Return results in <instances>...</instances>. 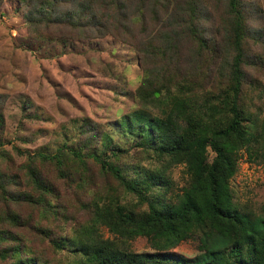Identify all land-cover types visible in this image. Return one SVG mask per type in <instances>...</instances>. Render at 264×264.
<instances>
[{"label": "trees", "instance_id": "1", "mask_svg": "<svg viewBox=\"0 0 264 264\" xmlns=\"http://www.w3.org/2000/svg\"><path fill=\"white\" fill-rule=\"evenodd\" d=\"M19 1L34 37L31 26L47 40L101 37L110 5L112 17L127 28L126 0H109L101 12L94 6L102 0ZM147 1V18L158 26L140 51L152 47L155 66L143 68L134 89L138 107L117 120L132 142L120 143L101 123L83 117L76 147L32 153L19 166L20 179L17 170L0 168V264H264V216L240 210L229 189L237 150L250 146L246 125L255 123L240 97L238 40L243 33L264 44V13L258 0H221L226 27L218 39L205 25L208 14L198 0ZM40 24L53 35L38 30ZM135 25L137 36H144L142 19ZM182 41L191 44L194 57L183 71L175 64ZM221 52L229 54L226 74L209 90ZM2 127L0 110V136ZM8 160L0 149V161ZM177 165L185 179L174 191L166 171ZM25 205L32 210L19 209ZM74 210L83 211L82 218ZM100 227L112 236L104 237ZM194 234L202 249L198 257L170 251ZM137 236L151 252L131 249Z\"/></svg>", "mask_w": 264, "mask_h": 264}, {"label": "rangeland", "instance_id": "2", "mask_svg": "<svg viewBox=\"0 0 264 264\" xmlns=\"http://www.w3.org/2000/svg\"><path fill=\"white\" fill-rule=\"evenodd\" d=\"M108 1L102 0L94 8L101 12ZM197 2L208 14L205 25L219 39L226 27L223 2ZM258 2L264 13V0ZM147 3V0L125 1L126 29L119 24L115 14L112 17L110 5L105 15L103 36L87 39L62 36L47 40L36 33L34 26L31 29L38 37L31 35L29 23L22 18L19 0H0V110L3 119L0 149L10 156L6 164L0 161V168L6 169L7 165L11 170H17L20 179L19 166L32 153H52L63 145L76 147L75 135L83 117L101 123L103 129L120 143L132 142L131 135L120 129L117 120L138 107L134 89L140 82L143 68L155 66L152 47L144 53L140 51L142 40L149 38L158 26L147 18ZM165 17L160 18L161 27ZM140 19L146 31L144 36H137L135 23ZM262 22L264 24V18ZM44 25L40 24L38 30L53 35ZM238 41L244 74L240 97L255 123L246 125L247 134L252 136L250 146L246 144L237 150L236 171L229 180V189L240 210L264 216V165L258 159L260 147H264V44L243 33ZM182 43L181 57L175 64L183 71L193 65L194 57L192 59L190 55L193 54L191 44ZM226 54L221 52L212 67L213 73L206 85L209 90L221 79L218 77L226 74L229 59ZM93 150L98 151L99 146ZM211 156L212 152L208 150V159ZM166 174L174 184V191H179L185 179L182 166L170 167ZM19 209L29 211L32 207L25 205ZM32 213L35 214V210ZM74 213L76 218H82L83 211L74 210ZM38 217L51 226L48 219ZM99 231L104 237L112 236L105 227H100ZM129 245L135 252L152 251L144 237L133 238ZM199 246V236L194 234L170 251L185 258H195L202 253Z\"/></svg>", "mask_w": 264, "mask_h": 264}]
</instances>
